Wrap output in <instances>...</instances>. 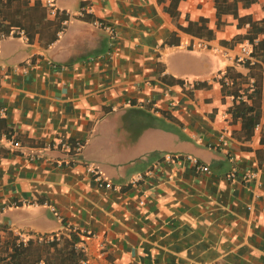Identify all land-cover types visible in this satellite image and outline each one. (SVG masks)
Returning a JSON list of instances; mask_svg holds the SVG:
<instances>
[{
  "label": "crops",
  "instance_id": "0c3cea01",
  "mask_svg": "<svg viewBox=\"0 0 264 264\" xmlns=\"http://www.w3.org/2000/svg\"><path fill=\"white\" fill-rule=\"evenodd\" d=\"M56 3L67 26L47 12L32 39L0 40L12 133L0 129V224L24 237L74 228L89 264H264V86L245 139L219 80L249 73L237 62L247 42L233 41L248 28L232 14L218 28L214 0ZM239 12L264 19V0ZM202 18L214 38L183 29Z\"/></svg>",
  "mask_w": 264,
  "mask_h": 264
},
{
  "label": "trees",
  "instance_id": "16d2710c",
  "mask_svg": "<svg viewBox=\"0 0 264 264\" xmlns=\"http://www.w3.org/2000/svg\"><path fill=\"white\" fill-rule=\"evenodd\" d=\"M214 1L218 28L225 24L222 17L228 14H232L238 20L239 27L248 28L246 34L236 36L233 41L247 42L250 45V56L237 58V62L249 69V73L244 75L233 67H228L219 80L225 94L233 97V105L229 108V112L235 120H242L245 139H250L262 116L264 19L255 20L251 15H240V5L248 7L255 0ZM178 2L179 0H172V9ZM15 3L17 6L14 7ZM47 12V8H43L39 2L30 6L28 0H0V37L23 30L27 38L32 39L36 22L45 20ZM172 13L176 15L174 10ZM85 15L84 17H87L89 14ZM64 17L66 16L61 15L60 19ZM60 19L55 31L49 35V42L55 41L63 28ZM201 21L202 24L191 21L188 26L182 27L186 32L200 38H214V30L207 26L208 19L202 18ZM47 22L53 24L52 21ZM199 85L201 84L197 83L194 87ZM0 129L9 137L12 136L6 118L1 116ZM82 244L83 239L79 231L70 227L61 232L24 237L8 226L0 224V264H89L86 249Z\"/></svg>",
  "mask_w": 264,
  "mask_h": 264
},
{
  "label": "built area",
  "instance_id": "2783aa9c",
  "mask_svg": "<svg viewBox=\"0 0 264 264\" xmlns=\"http://www.w3.org/2000/svg\"><path fill=\"white\" fill-rule=\"evenodd\" d=\"M44 3H45V7L47 8V11L49 14L53 15V16H59V15H66V17H64L62 19V22H63V25L64 26H67L68 22H69V18H68V15L61 11L58 6H57V3H56V0H44ZM91 10L88 8V7H82L79 14L80 15H83L85 13H90ZM94 24L98 27H103L105 29H108V30H111V27L108 26V25H105L102 21L100 20H95L94 21ZM6 37H22V38H27L25 32L23 30H19V31H15V32H12L9 36H2L0 37V40H2L3 38H6ZM111 52H109L110 54ZM250 56V45L248 43H245L243 44L242 46V50H241V53L240 55L238 56V59H242V58H247ZM150 103H152V101H150ZM155 105H153L152 107L155 109L154 107ZM6 113V109L0 105V116L5 114ZM259 126V125H258ZM14 146L18 147L20 146V143L15 141L14 143ZM82 148V145L79 144L78 147H77V150L80 151ZM164 159L167 161V162H177L179 160H189L191 161L198 170L200 171H203V172H209L210 171V168L208 165L206 164H203L200 162V160L196 157H193V156H187L186 158L184 156H180L178 154H166L164 156ZM99 182L106 186V187H111V183H109L108 181L104 180L103 178L97 176L96 177Z\"/></svg>",
  "mask_w": 264,
  "mask_h": 264
}]
</instances>
